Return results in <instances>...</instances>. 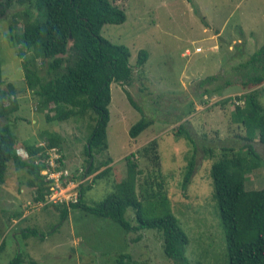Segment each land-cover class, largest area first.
<instances>
[{"label":"rangeland","instance_id":"obj_1","mask_svg":"<svg viewBox=\"0 0 264 264\" xmlns=\"http://www.w3.org/2000/svg\"><path fill=\"white\" fill-rule=\"evenodd\" d=\"M112 1L124 9L126 20L103 24L101 35L128 46L132 65L139 49L148 54L144 65L134 67L132 82L125 86L137 106L130 103L123 85L111 83L108 146L95 154L96 164L111 160L110 170L93 180L103 165L76 180L75 188L62 187L56 201H71V194L79 192L77 182L91 184L83 193L84 202L101 200L114 182L125 178L124 157L155 139L158 167L140 153L134 155L141 169L138 183L145 179L161 182L166 189L171 208L188 236L185 255L189 264H229L213 198L211 163L220 157L221 146L243 144L244 126L232 119L231 111L238 102L235 97L249 88L241 85V74L234 67L264 42V0ZM24 9L16 0L0 6V127L11 125L19 148L26 143L45 144V130L60 133L65 167L79 175L86 164L83 148L91 119L89 115L63 121L46 119L53 111L39 107L38 94L25 81L24 66L46 80L52 76L50 59L25 50L7 36L10 24L14 34L21 31ZM212 74L217 76L213 84L199 86L201 79ZM226 81L230 83L224 86ZM216 84L224 87L205 92V87ZM253 88L260 90L264 104V83L250 90ZM225 98L229 100L222 102ZM142 113L153 122L132 138L129 127ZM180 122L192 141L176 137ZM254 146L260 164L247 173L246 189L264 186V145L255 139ZM206 147L211 148L210 155ZM190 154L195 156V167L185 188L182 181ZM31 179L27 167L10 163L5 180L0 182V264H7L17 253L36 264H121V254L148 264H173L163 252L157 230L137 227L125 232L118 223L79 207L70 208L61 220L54 206L34 200L37 192ZM125 217L136 225L133 208H127Z\"/></svg>","mask_w":264,"mask_h":264},{"label":"trees","instance_id":"obj_2","mask_svg":"<svg viewBox=\"0 0 264 264\" xmlns=\"http://www.w3.org/2000/svg\"><path fill=\"white\" fill-rule=\"evenodd\" d=\"M25 6L22 29L13 33L9 25L7 36L10 41L19 43L25 50H32L37 56L49 58L48 68L52 76L43 80L35 69L24 66L25 81L39 96V107L49 108L46 119L63 121L82 118L89 115L91 123L84 145L86 164L81 173L69 174L72 180L102 170L94 174V179L102 177L110 170L106 160L96 164L95 154L107 149L106 127L110 118L108 105L111 100V83L124 86L130 103L135 104L132 95L125 87L132 82L134 67L142 66L148 58L146 50L139 49L136 63L130 62V49L125 44L114 43L101 35L105 23H122L126 20L123 8L112 0H16ZM12 0H4L1 5H9ZM1 11V10H0ZM23 53L20 52V55ZM241 74V85L248 91L237 95L231 111L232 119L244 126L243 144L239 147L221 146V155L211 163L213 198L218 206V214L225 234L229 264H264V186L259 189H246V175L260 164V155L255 149V139L264 145V104L261 102L257 87L264 83V42L247 58L235 65ZM216 74L204 77L199 86L211 83ZM0 60V83H2ZM230 83L226 81L224 86ZM223 85L216 84L205 92L220 90ZM12 92V91H11ZM9 95L8 93H5ZM14 100V99H13ZM225 98L222 102L228 101ZM178 119L181 117L176 116ZM153 120L144 113L130 127L128 134L136 137L152 124ZM176 137L182 136L192 141L184 122L177 127ZM46 143L24 144L28 157L18 153L15 133L9 123L0 127V182L5 180L10 163L16 167H27L33 175L30 180L36 186L35 201L42 206L51 204L64 220L70 208L79 207L84 212L108 218L118 223L125 232L132 228L155 229L161 234L164 254L173 264H189L185 255L188 236L180 226L174 214L166 189L161 182L138 183L141 169L134 158L135 153L159 166L155 139L124 157L126 163L125 178L114 182L112 190L101 200L88 204L83 200L85 189L91 184H78V196L75 201H49V184L41 174L46 167L45 147H62L63 136L55 131L45 130ZM61 152V151H60ZM205 152L210 155L211 148ZM230 152V153H229ZM231 154V155H229ZM150 158V159H149ZM59 166L65 167V157L61 152ZM195 167V156L190 154L187 160L182 186L186 188ZM139 189V190H138ZM134 209L136 225L133 227L125 217L127 208ZM3 243V242H2ZM2 243L0 245H2ZM121 264H148L147 261L133 259L129 254L120 255ZM7 264H36L35 260H26L17 253Z\"/></svg>","mask_w":264,"mask_h":264},{"label":"built area","instance_id":"obj_3","mask_svg":"<svg viewBox=\"0 0 264 264\" xmlns=\"http://www.w3.org/2000/svg\"><path fill=\"white\" fill-rule=\"evenodd\" d=\"M196 50H200V49L197 48ZM44 151L46 153L45 162L47 165L45 168L41 170V174L44 176L50 188V193L47 196V202L56 201V199H58V196L60 194L59 190H61L62 187L72 186L75 188L76 182L75 180L69 178L70 172L66 167L59 166V159L61 153L56 147H45ZM18 153L23 158H27L29 156L27 150H25L24 148H18ZM78 184L79 182H77V185ZM77 196L78 193L74 191L69 197V200L75 201L77 199ZM64 200H67V198ZM40 204L42 205V203Z\"/></svg>","mask_w":264,"mask_h":264}]
</instances>
